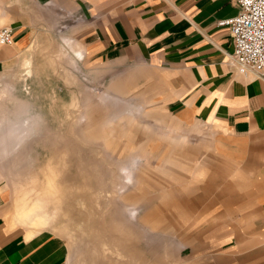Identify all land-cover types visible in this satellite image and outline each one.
Here are the masks:
<instances>
[{"label": "crops", "instance_id": "obj_1", "mask_svg": "<svg viewBox=\"0 0 264 264\" xmlns=\"http://www.w3.org/2000/svg\"><path fill=\"white\" fill-rule=\"evenodd\" d=\"M239 10L235 0H0V29L14 38L0 47V82L25 79L48 57L55 78L66 49L87 94L126 104L132 129L150 133L144 141L132 130L136 149L123 159L171 166L188 176L182 189L197 188L195 206L210 202L195 220L219 226L192 264H264V80L230 61L233 41L219 26ZM14 213L0 184V264H68L61 237L14 228Z\"/></svg>", "mask_w": 264, "mask_h": 264}, {"label": "rangeland", "instance_id": "obj_2", "mask_svg": "<svg viewBox=\"0 0 264 264\" xmlns=\"http://www.w3.org/2000/svg\"><path fill=\"white\" fill-rule=\"evenodd\" d=\"M65 50L55 78L48 57L25 79L0 82V184L15 212L13 227L61 237L68 264H192L200 247L214 243L209 236L219 226L195 220L210 202L195 206L197 188L182 189L188 176L171 166L150 169L147 160L123 159L136 149L134 113L95 91L87 94L80 69L72 67L70 76ZM45 66L47 73H39ZM143 130L134 134L145 141L150 133ZM206 162L211 170L214 160Z\"/></svg>", "mask_w": 264, "mask_h": 264}, {"label": "built area", "instance_id": "obj_3", "mask_svg": "<svg viewBox=\"0 0 264 264\" xmlns=\"http://www.w3.org/2000/svg\"><path fill=\"white\" fill-rule=\"evenodd\" d=\"M239 13L219 22L229 30L234 52L230 61L240 72L251 71L264 80V0H235ZM13 31L9 27L0 29V47L11 45Z\"/></svg>", "mask_w": 264, "mask_h": 264}]
</instances>
